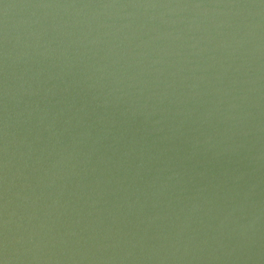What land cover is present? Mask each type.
<instances>
[{"label": "water", "instance_id": "water-1", "mask_svg": "<svg viewBox=\"0 0 264 264\" xmlns=\"http://www.w3.org/2000/svg\"><path fill=\"white\" fill-rule=\"evenodd\" d=\"M0 264H264V0H0Z\"/></svg>", "mask_w": 264, "mask_h": 264}]
</instances>
